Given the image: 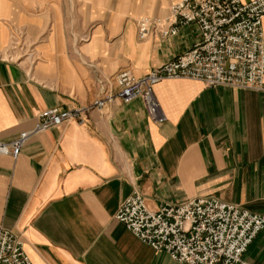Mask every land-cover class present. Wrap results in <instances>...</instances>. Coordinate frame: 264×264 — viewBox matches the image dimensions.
<instances>
[{"label": "crops", "instance_id": "0c3cea01", "mask_svg": "<svg viewBox=\"0 0 264 264\" xmlns=\"http://www.w3.org/2000/svg\"><path fill=\"white\" fill-rule=\"evenodd\" d=\"M43 1L0 0L1 141L30 129L43 110L92 104L115 91L120 70L142 76L199 37L189 24L166 40H139L137 8L65 29ZM175 1L150 0L146 11L165 16ZM262 31L264 39V18ZM17 34L25 43L18 55ZM153 92L161 122L140 98H113L83 111L82 123L29 136L16 157L0 154V228L22 235L32 264H178L115 218L133 190L152 210L211 195L264 213V87L164 78ZM243 258L264 262V228Z\"/></svg>", "mask_w": 264, "mask_h": 264}, {"label": "built area", "instance_id": "2783aa9c", "mask_svg": "<svg viewBox=\"0 0 264 264\" xmlns=\"http://www.w3.org/2000/svg\"><path fill=\"white\" fill-rule=\"evenodd\" d=\"M263 18L264 0H178L169 4L165 16L137 18L139 40L153 35L166 40L189 24L197 27L199 37L142 76L120 70L113 77L115 91L92 104L43 110L30 129L10 141L0 140V154L16 157L29 136L71 121L82 123L83 111L100 109L113 98L124 102L140 98L148 117L161 122L165 116L153 86L164 78L196 79L207 86L263 88ZM115 218L141 241L165 251L178 264H264L243 258L264 228V213L248 211L215 196L165 202L152 210L145 197L133 190L120 202ZM0 264H32L20 233L0 228Z\"/></svg>", "mask_w": 264, "mask_h": 264}, {"label": "rangeland", "instance_id": "374dc122", "mask_svg": "<svg viewBox=\"0 0 264 264\" xmlns=\"http://www.w3.org/2000/svg\"><path fill=\"white\" fill-rule=\"evenodd\" d=\"M150 0H49L43 1L44 9L52 7L55 8L58 13V18L60 22V27L65 29H77L81 28L84 24V16L86 18L93 19L97 18L101 13H115L131 12V9L140 10L137 12V18L142 16H152L149 15L147 9V2ZM178 1V0H177ZM48 4V5H47ZM13 46L16 47L17 53L20 54L25 48V43H23L20 34H17L13 39Z\"/></svg>", "mask_w": 264, "mask_h": 264}]
</instances>
